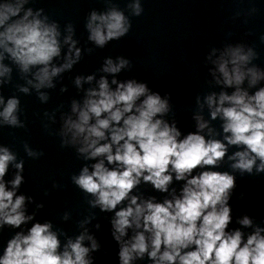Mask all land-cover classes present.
I'll use <instances>...</instances> for the list:
<instances>
[{"label": "clouds", "instance_id": "clouds-1", "mask_svg": "<svg viewBox=\"0 0 264 264\" xmlns=\"http://www.w3.org/2000/svg\"><path fill=\"white\" fill-rule=\"evenodd\" d=\"M25 2L5 0L0 4V47L24 72L30 66H42L35 74L38 81L35 87L39 89L45 85L51 86V78L64 69H70L75 60L70 49L68 62L62 68L49 69L52 59L60 54L56 27L36 18L30 19L31 9L21 15ZM134 7L136 15H139V4ZM126 23L123 13L116 10L104 15L92 13L87 25L91 32L90 39L102 47L106 42L124 36L129 30ZM69 41L71 36L65 42ZM74 44L72 42L73 47ZM75 55L79 58V49ZM251 55V52L245 54L237 47L228 49L221 56L218 69L226 85L239 86L246 75L251 77L252 85L264 78V74L254 68L243 69ZM0 60H3V55H0ZM126 63L121 60L113 65L108 60L104 71L117 73ZM9 72V68L0 64V76ZM87 79L91 81L92 77ZM76 83L80 84L79 78ZM21 91L27 92L28 89L22 88ZM146 93L148 89L145 84L133 81L119 84L115 91H111L107 80L102 78L99 91L89 92L83 108L73 104L72 110L78 114L77 119L65 121L63 134H70L73 144L82 145L78 149L80 153L87 154L90 159L106 156L109 164L123 166L119 170H109L100 161L93 165L91 173L84 167L80 175L74 177V183L80 189L97 197L94 204L103 211L116 209L141 177L156 189L167 191L173 178L170 169L177 180H183L197 167L215 166L226 154L225 144L219 140H206L197 133H190L178 140L180 132L174 126L155 119L158 114L168 110L167 101L162 100L159 94ZM140 97L145 98L136 106ZM207 103L210 108L215 106L211 112L212 119L218 115L224 119L223 130L231 133L225 137L228 144L246 146L245 151H238L231 157L238 158L232 167L251 173L259 159L261 163L257 171L264 172V88L250 96L237 87L232 95L221 93L218 99L214 95L208 96ZM18 104L16 98L7 101L0 112L5 124L22 126L15 115ZM104 114L107 116L102 118ZM121 121L122 126H114L120 125ZM204 127L206 124H199L200 129ZM109 129L111 143L101 144ZM14 160L15 156L7 148L0 149V220L19 227L31 217H26L22 210L25 197L7 191L3 183L8 165ZM15 166L23 170L22 163ZM22 179L17 174L12 181L13 188L18 187ZM234 186V177L227 172L203 171L187 179L182 195L174 200H166L162 204L151 201L140 204L137 203L138 198L133 196L130 206L115 212L113 221L115 232L119 233L115 236L117 241L126 235L128 228L135 226L136 229H143L136 233L130 243L121 247L119 256L122 264H130L134 254L142 257L148 251L146 232L151 236L152 250L149 256L156 264H177V261L178 264H264V235H261V229L250 235L246 242L242 241V233L238 230L232 234L226 233L231 219L228 194ZM241 223L247 226L251 221L245 218ZM50 227V224L37 223L31 227L28 235L18 233L8 242L0 264H89L85 259L89 249L82 244L83 235L75 242L69 241L63 253L59 254L57 249L60 242ZM192 246L195 250L184 251ZM96 247L93 242L92 248Z\"/></svg>", "mask_w": 264, "mask_h": 264}]
</instances>
